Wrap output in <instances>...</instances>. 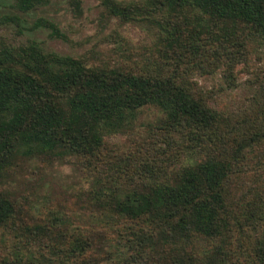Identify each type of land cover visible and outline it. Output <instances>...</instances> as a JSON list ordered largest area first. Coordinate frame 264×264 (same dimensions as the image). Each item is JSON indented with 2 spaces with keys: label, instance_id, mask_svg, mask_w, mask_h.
Returning a JSON list of instances; mask_svg holds the SVG:
<instances>
[{
  "label": "trees",
  "instance_id": "1",
  "mask_svg": "<svg viewBox=\"0 0 264 264\" xmlns=\"http://www.w3.org/2000/svg\"><path fill=\"white\" fill-rule=\"evenodd\" d=\"M17 1L29 10L49 0ZM101 3L124 21H148L155 40L144 58L88 64L34 45L0 50V227L39 224L37 246L17 243L31 253L29 264H228L233 253L264 264V68L249 79L250 104L230 113L194 79L248 70L253 45L264 44V0ZM36 25L59 36L51 21ZM145 106L163 113L154 127L159 145L113 154L105 137L122 133ZM178 156L193 162L168 178ZM33 157L75 159L87 169L95 190L84 214L99 221L94 237L68 234L59 210L1 188ZM194 238L224 246L194 260L186 249ZM93 246L98 255H89Z\"/></svg>",
  "mask_w": 264,
  "mask_h": 264
},
{
  "label": "rangeland",
  "instance_id": "2",
  "mask_svg": "<svg viewBox=\"0 0 264 264\" xmlns=\"http://www.w3.org/2000/svg\"><path fill=\"white\" fill-rule=\"evenodd\" d=\"M41 19L55 24L59 36H54L47 27L36 25ZM154 40L148 21H124L110 15L101 0H49L29 10L21 9L17 0H0V50L23 52L29 45H34L49 55L72 56L88 64H134L148 54ZM251 52L248 70L237 72L236 69L233 79L224 77L220 71L195 76L197 86L211 95V103L216 109L230 113L250 104L254 89L249 79L253 77V71L264 68V44L255 43ZM162 117L163 113L156 107L145 106L122 133L105 137L106 145L118 155L134 150V143L146 144L151 149L157 147L162 135L161 130L154 127ZM169 162L168 178L175 170L193 161L178 156ZM92 180L87 169L75 159L59 161L33 157L21 159L19 167L6 176L1 188L17 198L27 197L33 207L40 209L43 206L44 211L59 210L69 218L68 234L91 238L99 228L97 217L84 214L85 207L89 211L88 205H91L89 194L95 190ZM28 220L0 227V264H29L25 259L31 253L17 245L19 240L22 243L31 241L30 249L38 245L34 226L39 224ZM221 246L224 244L210 246L206 241L194 238L186 249L197 260L217 254L219 249L222 250ZM89 253L98 255V250L93 246ZM243 258L244 255L233 253L228 255L227 263L243 264L246 262ZM79 263L80 259L75 262L56 259L52 262Z\"/></svg>",
  "mask_w": 264,
  "mask_h": 264
}]
</instances>
